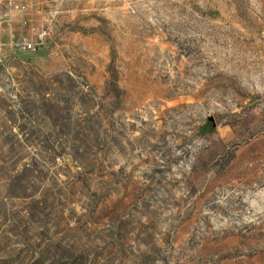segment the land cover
Instances as JSON below:
<instances>
[{
  "label": "rangeland",
  "instance_id": "obj_1",
  "mask_svg": "<svg viewBox=\"0 0 264 264\" xmlns=\"http://www.w3.org/2000/svg\"><path fill=\"white\" fill-rule=\"evenodd\" d=\"M48 262L264 264V0H0V264Z\"/></svg>",
  "mask_w": 264,
  "mask_h": 264
},
{
  "label": "built area",
  "instance_id": "obj_2",
  "mask_svg": "<svg viewBox=\"0 0 264 264\" xmlns=\"http://www.w3.org/2000/svg\"><path fill=\"white\" fill-rule=\"evenodd\" d=\"M27 5L25 3H17L15 4V8L17 10H24L26 9ZM43 33H39L37 38L41 41ZM22 48L27 50H35L36 43L34 41H26V39L22 43Z\"/></svg>",
  "mask_w": 264,
  "mask_h": 264
},
{
  "label": "trees",
  "instance_id": "obj_3",
  "mask_svg": "<svg viewBox=\"0 0 264 264\" xmlns=\"http://www.w3.org/2000/svg\"><path fill=\"white\" fill-rule=\"evenodd\" d=\"M35 261H33L32 263H34ZM44 264H52L51 262H48V263H44Z\"/></svg>",
  "mask_w": 264,
  "mask_h": 264
}]
</instances>
